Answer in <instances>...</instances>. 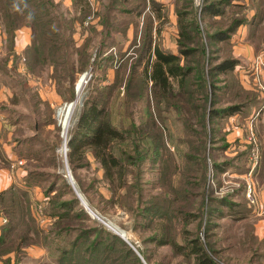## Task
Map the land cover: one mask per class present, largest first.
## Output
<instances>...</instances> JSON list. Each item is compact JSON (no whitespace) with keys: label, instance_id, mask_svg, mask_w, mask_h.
<instances>
[{"label":"rangeland","instance_id":"obj_1","mask_svg":"<svg viewBox=\"0 0 264 264\" xmlns=\"http://www.w3.org/2000/svg\"><path fill=\"white\" fill-rule=\"evenodd\" d=\"M108 1L99 3L103 16ZM142 1L117 3L118 9H134L135 13L114 18L123 31L113 34L99 54L96 51L103 41L102 31L91 27H83L84 32L79 29L85 36L78 46L89 44L87 50L93 59L92 67L75 75L73 100L55 108L41 107L36 112L33 88L28 85V91L24 79L13 80L20 92L17 108L24 115H10V128L6 130L13 133V140L26 142L19 151L23 158L10 163L13 170L21 166L25 178L31 176L27 181L24 178L19 187L25 189L26 195L22 196V207L26 211L31 208L36 221L26 220L24 225L35 228L29 233L30 241H25L19 230L7 235L3 247L8 251L16 250L24 242L21 252L14 251L3 258L11 264H102L97 244L111 255L107 264H197L186 247L197 238L211 246L215 264H264V251L252 238L250 225L230 221L228 217L218 220L217 212L210 211L218 209L215 200L228 197L247 208L249 203L243 194L249 183H256L262 166L263 151L255 116L232 115L214 120L216 139L208 141L210 124L203 109L207 111L209 102H204L205 97L215 100L216 109L227 110L233 105L231 101L238 102L236 95L230 99L228 86L233 83L232 77L239 75L226 76L227 83H217L218 90L212 94L204 88V76L198 71L201 63L205 66L207 61L196 53L183 62L194 68L188 85L191 93H187V88L179 91L177 81L172 80V89L164 95L153 88L151 81L145 83L147 56L142 58L146 34L152 36L153 46L179 55V11L185 14L184 22L190 24L189 32L195 39L194 45L186 46L200 50L204 45L211 61H219L230 55L233 36L240 28H246L249 37L264 25V19L259 27L243 25L225 42L210 40L209 35L227 29L241 12L250 19L252 12H264V0H230L228 4L225 0H169L166 4L157 1L159 8L148 4L149 0ZM213 3L220 13H204L203 4L206 7ZM59 13L64 14L67 25L79 16L80 8L73 7L71 12L60 8ZM88 16L85 20L94 14ZM260 54L264 51L254 58ZM71 59L76 61V54ZM253 60L249 70L259 82L263 72L253 69ZM85 74L87 81L77 91L76 86ZM40 78L42 84L51 81L56 90L66 95L68 80L53 82L48 69L42 71ZM260 85L264 93V86ZM226 87L228 93L224 94ZM94 98L106 105V118L124 133V139L113 142L111 150L121 166L111 167L107 176L92 147L86 146L82 154L75 155L81 161L74 168L69 162V148L67 159L64 158V146L73 138L85 104ZM72 103L76 105L71 110L69 125L65 126L64 112L59 109ZM236 132L240 138L234 136ZM1 138L7 139L6 135ZM2 145L1 142L0 160L5 161ZM218 168H223L222 172ZM255 200L259 205L256 188ZM223 212L229 210L223 208ZM187 214L194 217L185 220ZM254 216L264 217L257 212ZM254 216L252 220L257 218Z\"/></svg>","mask_w":264,"mask_h":264},{"label":"trees","instance_id":"obj_2","mask_svg":"<svg viewBox=\"0 0 264 264\" xmlns=\"http://www.w3.org/2000/svg\"><path fill=\"white\" fill-rule=\"evenodd\" d=\"M72 1L73 7L80 8V14L76 18L70 19V23L66 25L64 14L59 13L60 8L53 2V0H0V24L5 29L7 35V57L13 55L14 36L17 30L22 27H29L32 30V44L26 50L27 75H30L33 78H40L42 71L48 69L51 74L50 79L53 82L58 79H63L65 81L68 80L69 84L65 89L67 96L57 90L63 101L73 100L75 97L72 90L75 82V75L92 67L91 61L93 55L87 50L89 44L78 46L79 42L74 37L77 28L82 29L85 27L84 22L86 21V16H90L91 13L94 14V19L88 27H91V29H98L97 26L99 25L100 29L98 30L102 31L103 41L99 44L96 51L97 54H99L102 49L106 47V43L113 38V34L123 31L119 28L118 23L114 18L120 14L129 15L135 13L134 9L117 8L118 2L122 1L125 3L128 0H109L105 16L100 14L99 7L96 5L103 0H94V6L90 4L89 0ZM145 1L146 0H143L142 2ZM229 1L230 0H225L224 2L228 4ZM143 4L145 5V3ZM148 4L155 8H159L157 6L160 5L156 0H149ZM140 5H142V3ZM202 9L204 10V13L211 14V16H216L220 13L219 7L216 3L208 4L206 7L203 4ZM258 11L259 12L256 13L252 12L254 15L251 19L247 17L245 12H241V14L239 13V15L233 20V23L227 26V29L217 31L212 36L210 34L209 39L215 42H225L229 39L230 35L234 34L237 29L243 25L245 26L249 24V27H259L264 19V12L261 10ZM98 17L100 20L98 24H95L94 21ZM178 17L179 31L177 42L180 49L179 55L166 52L159 46H153L152 36L146 34L148 36L144 40V45L142 47V58L144 54L147 56V64L143 73L145 83L151 81L153 83V88L160 89L161 93L165 95L166 90L172 89L171 81L176 80L179 91L187 88V93H191L188 90V85L189 78L193 75L194 68L185 66L183 62L191 55L199 53L200 56L207 61V64L205 63L206 65L204 66V63H201L198 71L204 76V88L209 90V92L211 91L213 94L218 90L217 83L223 81V84H226V76L237 74L236 69L239 60L234 56L232 47L230 49V55L221 58L219 61L215 60V62H212L211 58L208 57L210 53L204 45H202L200 50L196 48H188L186 43L194 45L195 39L189 32L190 24L184 22L185 14L178 11ZM107 37L110 38L106 40ZM248 41L252 44H256L257 49H259L260 45L264 43V25L250 35ZM227 43L230 44V41ZM231 45L233 46L232 42ZM73 53L76 54V61H72L71 59ZM152 57L154 58L153 61H151ZM6 59L4 62H6ZM107 60L109 61L110 57H108ZM0 66L3 68L2 63ZM5 66L6 65H4V67ZM205 67H207V70H205ZM4 72L8 73L6 69H4ZM220 76H223L224 78L220 80ZM232 79L233 83H230L231 87L228 83L230 99L234 98L236 95L238 102L231 101L233 105L229 106L227 110L221 111L216 109L214 106L217 104L215 103V100L212 99L210 101L208 100V97H205L204 102L207 101L209 102L208 105H211V108H208V105H206L207 111L203 109L205 120L208 118L210 124L208 141H215L216 139L214 137L217 133L214 129V120L221 119L222 117L228 118L232 115L250 118L257 112L264 110V97H261L258 91L245 89L241 85L239 78L232 77ZM25 81L26 79H24L23 83H25ZM222 93H228L227 87L223 89ZM35 101L37 107L36 112H39L42 108L45 110L46 106H50L48 103L41 101L36 94ZM33 115L35 118H38L37 115ZM106 115V105L104 103H98L95 98L90 99L89 102L85 104V108L77 123L73 138L69 142L70 152L68 155L71 167L74 168L81 161V157L79 156L78 158H75V155L82 154V149L86 146L92 147L95 157L100 159L101 163L104 165L106 176V172L109 173L111 167L121 166L120 161L115 157L111 150L113 142L124 139V133L119 131L106 118ZM43 117L46 118V116ZM17 142L21 149V146H23L26 141L20 139L17 140ZM19 158H23V155L20 154ZM222 169L223 168H218V171L222 172ZM30 177L31 176H26L25 181ZM24 190L25 189H22L19 186H14L0 192V216L5 220L2 225V235L0 236V259L2 264H11L9 259L4 260L3 258L9 256L14 251L21 252L24 243L22 241L18 244L16 250L12 248L8 251L7 248L5 249V247H3L6 243L8 234L14 230H19L23 233L22 238H24L25 241L32 240L29 233L35 228L31 229V227L24 225L26 224V220L28 222H35L36 220L31 213V208H28L26 211V208L24 206L22 207L24 204L22 196L26 197ZM243 195L245 200L249 203L247 208L241 206L242 203L235 204V202H232V199L228 197L215 200L213 203L218 209L214 208L213 210L212 208L210 211L217 212L218 220H223L225 217H228L230 221L237 223L244 221L246 225H250L251 233L253 234L252 238L258 242L259 249L264 251V240H260L256 236L254 228L255 222L252 220L253 218H251L255 212V208L247 199L245 192ZM223 208L229 210V213L224 214ZM192 216L194 217L193 214L184 215V219H192ZM161 239L163 240L164 237ZM121 244L125 246L128 253L134 255L123 242H121ZM172 245L178 250L181 249L177 244ZM99 246L100 244H97L96 246L97 256L102 264H107L111 255H109V252L105 247L98 248ZM186 247L190 250L189 255L195 256L197 264H215V261L211 257V246L201 238H197V240L192 243H187Z\"/></svg>","mask_w":264,"mask_h":264},{"label":"crops","instance_id":"obj_3","mask_svg":"<svg viewBox=\"0 0 264 264\" xmlns=\"http://www.w3.org/2000/svg\"><path fill=\"white\" fill-rule=\"evenodd\" d=\"M156 1L166 4L165 1L169 0ZM53 2L56 3L59 8H62L66 11L71 12L73 9L72 0H53ZM89 2L94 6V0H89ZM99 3L96 4L98 7L100 6ZM99 20L100 19L98 17L94 23L98 24ZM97 28L100 29V26L98 25ZM79 29L82 30L81 28H77L74 34V37L76 40H78V42L81 41L82 36H85L84 33L81 34L79 32ZM82 32H84V30H82ZM246 36V28H240L237 34L233 36V54L239 60L236 73L239 75L240 83L245 89L258 91L261 97H264V93L261 90L262 86L260 85L261 83L264 86V72L260 74L258 82L254 74L249 70V64L253 60L254 56L259 52L262 53L264 51V43L260 45L259 49H257V47L255 48L254 45L248 41V37ZM31 44L32 30L29 27H22L18 29L14 36L12 50L13 55L7 57V35L5 29L0 24V64L2 63L3 65V68L0 66V136L3 137L6 135L7 138L5 141H2V138L0 139V143H3L2 148L4 149L3 155L5 160H0V192H3L14 186H20L21 182L25 178V170L21 166H17L15 168L16 170H13L11 169L12 164L10 163V161L12 162L20 160V147L18 146L19 143L16 141L17 139H12L13 133L9 132V130H6L7 127L10 128L7 119L13 114H19L20 116L24 115L21 114L22 111L17 108V105L20 101V92L16 90V83H14L13 80H16L17 77L19 79H26L25 85L27 90L29 91L28 85L31 86L33 88L32 91L34 95H38L41 101L48 103L51 107L55 108L65 102L58 94L55 85L51 81L49 83L42 84L41 78H33L30 75H27L26 50ZM5 59L6 62H4ZM4 65L6 66L4 67ZM4 69H6L8 73H5ZM20 91L25 94L24 91ZM31 115H33L32 111ZM254 116L256 118L255 125L258 129L256 132L259 135L263 151L262 166L255 177V188L259 205L264 208V110L257 112ZM237 117L239 116L237 115L236 118ZM234 136H239V138L241 137L239 132H236ZM254 214L252 216H254ZM254 217L256 218L257 216ZM3 221V217L0 216V236L2 235V225L4 224ZM254 222L256 223V234L261 240H264V217H257L254 219Z\"/></svg>","mask_w":264,"mask_h":264},{"label":"built area","instance_id":"obj_4","mask_svg":"<svg viewBox=\"0 0 264 264\" xmlns=\"http://www.w3.org/2000/svg\"><path fill=\"white\" fill-rule=\"evenodd\" d=\"M93 19H94V16L93 17L90 16L84 22V26L85 27L90 26V24L93 21ZM252 65H253V69L254 70L264 72V54L257 55L254 58ZM87 75L88 74H85V77H87ZM76 90L79 91L78 88ZM67 106L68 105L65 104L64 107H61L59 109V112H61V113L64 112V110L66 109ZM65 139H66V137H65ZM70 140L71 139L67 140V142H66V144L64 146V158L65 159H67V153H68ZM256 160H257V158H256ZM66 163H67V160H66ZM256 163H257V161H256ZM245 195H246L247 199L250 201V203L254 206L255 213L257 212L258 214H263L264 215V208H260L259 205L257 204L256 200H255V183L253 181L247 185V189H246V194ZM4 222H5V220H4Z\"/></svg>","mask_w":264,"mask_h":264},{"label":"bare ground","instance_id":"obj_5","mask_svg":"<svg viewBox=\"0 0 264 264\" xmlns=\"http://www.w3.org/2000/svg\"><path fill=\"white\" fill-rule=\"evenodd\" d=\"M86 80H87V77H85V75H83L81 78H80V81L78 82L77 84V88L79 90H81L83 88V85L86 83ZM74 105H76V103H72V104H69V106H67V108L64 110V123H65V126L69 125V117H70V114H71V110L72 108L74 107ZM74 111V110H73ZM62 115V114H61ZM73 115V114H72ZM73 121V120H72ZM69 173V172H68ZM87 204V203H86ZM122 233V232H121ZM119 234V233H118ZM123 234V233H122Z\"/></svg>","mask_w":264,"mask_h":264},{"label":"water","instance_id":"obj_6","mask_svg":"<svg viewBox=\"0 0 264 264\" xmlns=\"http://www.w3.org/2000/svg\"><path fill=\"white\" fill-rule=\"evenodd\" d=\"M123 239H125L123 236H121Z\"/></svg>","mask_w":264,"mask_h":264}]
</instances>
